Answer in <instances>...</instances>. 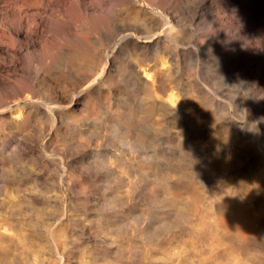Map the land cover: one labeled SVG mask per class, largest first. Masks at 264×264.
Here are the masks:
<instances>
[{"label":"rangeland","instance_id":"rangeland-1","mask_svg":"<svg viewBox=\"0 0 264 264\" xmlns=\"http://www.w3.org/2000/svg\"><path fill=\"white\" fill-rule=\"evenodd\" d=\"M41 1L0 26V264H264V0Z\"/></svg>","mask_w":264,"mask_h":264},{"label":"bare ground","instance_id":"bare-ground-1","mask_svg":"<svg viewBox=\"0 0 264 264\" xmlns=\"http://www.w3.org/2000/svg\"><path fill=\"white\" fill-rule=\"evenodd\" d=\"M31 1H33V0H31ZM31 1L30 0H0V26L7 24L8 26H11V27H17L18 30H23L25 32V35H28V33L30 32L31 20L33 18L34 19V27L36 29L41 28V25H42L41 21H35V19L37 16H39V18L42 16V12L45 10L46 7L49 6L51 1L39 2V4H37V8L34 11L30 12L29 10L34 5V3ZM58 1L61 2V0H58ZM204 2H205V0H201L196 5L195 12H193L190 15L191 20H193L197 16V9L202 7ZM28 8H29V10H28ZM0 36H2V35L0 34ZM34 43H37V40H34ZM41 47H42V52L45 53L46 48L44 47V44H42ZM11 49H13V47L10 44L4 43L2 41L0 42V50L1 51H4L5 53H7ZM12 52H14L15 56L13 55V58L10 59L11 62L18 60L20 55H23L21 52L20 46L14 47V50H12ZM17 69L18 68L15 64H12L11 66L7 67V70L10 72H14ZM21 87H22L21 82L20 83H18V82L14 83V89H19ZM44 105H45V103H44ZM48 108H50V107H48ZM3 109H5V107ZM242 209L243 210H242L241 214L238 212L239 211L238 210V211L234 212L233 214L229 215V220L238 221L240 218L242 220L243 216H244L243 214H244L245 208H242ZM258 218L260 219V217H258ZM258 218L255 217V219L259 220ZM224 220H222V221H224ZM83 237H86V235ZM76 244H77V242H76Z\"/></svg>","mask_w":264,"mask_h":264}]
</instances>
